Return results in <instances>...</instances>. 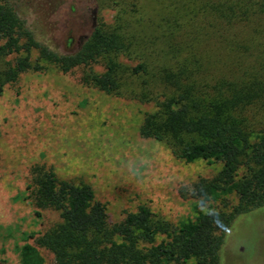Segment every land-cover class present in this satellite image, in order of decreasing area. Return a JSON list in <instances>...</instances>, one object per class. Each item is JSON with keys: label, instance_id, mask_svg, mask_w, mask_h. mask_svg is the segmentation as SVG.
<instances>
[{"label": "trees", "instance_id": "16d2710c", "mask_svg": "<svg viewBox=\"0 0 264 264\" xmlns=\"http://www.w3.org/2000/svg\"><path fill=\"white\" fill-rule=\"evenodd\" d=\"M142 1L115 0L121 15L114 26L101 22L78 51L60 54L38 41L9 0H0V92L48 63L63 73L89 68L86 85L119 95L128 71L120 56L135 57L132 73L160 85L136 95L144 101L151 93L156 101L140 134L186 163H220L193 195L226 201L225 210L175 226L140 205L113 223L89 184L37 166L29 199L39 218L55 211L59 222L29 235L21 264H46L42 250L54 264H222L235 220L264 208V0H145L148 27L138 17ZM102 62L105 72H93Z\"/></svg>", "mask_w": 264, "mask_h": 264}, {"label": "rangeland", "instance_id": "374dc122", "mask_svg": "<svg viewBox=\"0 0 264 264\" xmlns=\"http://www.w3.org/2000/svg\"><path fill=\"white\" fill-rule=\"evenodd\" d=\"M9 1L38 41L60 54L78 51L101 22L114 26L121 15V3L116 5L115 0ZM142 3L138 17L144 18L140 25L145 26L152 10L149 2ZM134 58L120 56V64L128 71L119 95L86 85L83 77L89 68L63 73L48 63H43L44 70L28 71L15 84L3 86L0 264H21L20 250L31 241L29 235L59 222L55 211L45 212L44 220L39 218L29 199L37 166L54 171L61 179L89 184L113 223L140 205L175 226L195 220L199 213L225 210L226 201H204L193 195V186L215 177L220 163H186L164 143L140 134L145 113L156 110V101L151 93L144 101L136 95L142 90L158 91L160 85L146 75L132 73L140 62ZM105 70L106 62L92 69L96 73ZM227 201L233 207L238 198L233 195ZM163 238L159 236L158 242ZM42 253L46 264H54L52 254ZM221 261L264 264V208L235 220Z\"/></svg>", "mask_w": 264, "mask_h": 264}]
</instances>
